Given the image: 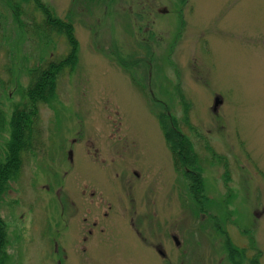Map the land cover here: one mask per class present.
I'll use <instances>...</instances> for the list:
<instances>
[{
  "label": "rangeland",
  "instance_id": "rangeland-1",
  "mask_svg": "<svg viewBox=\"0 0 264 264\" xmlns=\"http://www.w3.org/2000/svg\"><path fill=\"white\" fill-rule=\"evenodd\" d=\"M41 1L70 19L77 63L58 77L54 99L37 107L36 146L0 202L4 264H83V253L99 264H164L141 246L142 238L147 246L164 238L154 226L144 232L141 215L147 208H162L166 218L174 213L167 229L181 226L186 214L170 194L174 175L159 114L196 143L200 157L220 160L205 167L210 204L197 206L192 220L197 250L169 264H230L227 238L245 249L241 264L252 257L264 264V0ZM21 9L19 28L0 0L7 115L25 102L16 89L26 87V70L67 52L60 37L45 43L30 5ZM215 96L222 103L213 113ZM84 188L95 191L86 223L97 221L86 243ZM150 189L156 197H145ZM179 204L186 206L184 198ZM212 227L223 229L225 241Z\"/></svg>",
  "mask_w": 264,
  "mask_h": 264
},
{
  "label": "trees",
  "instance_id": "trees-1",
  "mask_svg": "<svg viewBox=\"0 0 264 264\" xmlns=\"http://www.w3.org/2000/svg\"><path fill=\"white\" fill-rule=\"evenodd\" d=\"M101 1H105L104 4L106 5L112 0ZM3 2L11 13L13 23L19 28L21 27L20 16L23 13L21 6L30 5L32 10L40 16L37 29L45 43H48L46 41L49 40L51 35L60 37L66 45L67 52L59 60L47 61L26 70L28 78L26 87L22 92L19 88L16 89L25 97V102L13 106L8 115L3 111L0 101V133L3 132L0 137V202L7 192L9 184L15 180L16 175L19 173L23 157L32 152L36 146L37 107L54 99L58 77L64 70L71 72L76 66L78 47L70 19L56 17L41 0H3ZM0 87L2 86L0 85ZM157 119L163 142L176 166L178 164L184 166L182 158L193 160V164L185 166L190 168L191 172L196 171L194 172L196 177L185 176L190 184L191 199L196 200L199 210L202 211L201 208L209 205L210 201L204 194L200 169L199 167L198 170L194 169L197 160L192 150V144L178 131L173 120L166 121L163 114H159ZM227 194L231 195L229 192ZM4 229L5 225L0 218V252L3 256L6 244ZM226 243L224 251L227 261L230 264H241L244 260L243 252L229 242ZM249 264H256V259H251Z\"/></svg>",
  "mask_w": 264,
  "mask_h": 264
},
{
  "label": "flooded vegetation",
  "instance_id": "flooded-vegetation-1",
  "mask_svg": "<svg viewBox=\"0 0 264 264\" xmlns=\"http://www.w3.org/2000/svg\"><path fill=\"white\" fill-rule=\"evenodd\" d=\"M148 86H149V83H147V87ZM149 95L152 97V95L150 93H149ZM191 144H192V150H193L194 154L196 155V160H197L194 169L198 170V167L200 169V176L203 179V187H204V193H205V186H204L205 167L215 168L214 166H219L218 162H220V160L217 159L214 162V158H212V157L211 158L200 157L198 155L200 150H199V148L196 147V143L191 142ZM204 148L206 149L207 147H204ZM168 153H169V151H168ZM210 154L213 155L212 151L210 152ZM169 155H170V153H169ZM182 161L184 163V166H180L179 164H178V166H176L175 162L173 161V159L170 155V166L168 169L169 173H171V174L173 173V175H174L173 190L170 191V194L173 193L174 199L178 203L177 206H174L175 210L176 211H177V209L183 210V213L186 214L185 217L183 218L184 221L182 222L181 226L168 227L166 229L165 228L166 223H168L169 221L172 220L171 217L174 215V213L172 212L173 215L168 216L166 218L165 213L162 211V208H160V211L158 214L152 210L149 211V208H147V211H145L141 215L143 222L147 223V227L145 224L142 223V225H145L144 232H146V231L148 232L150 226H154V227H156L157 230L159 229L160 232L162 231V236H164V238H162V239H159L160 237L156 238V240L154 242H152L151 244H148V246L145 244L146 238H142L141 240L139 239L140 241H142L141 246L152 251L158 257L159 260L164 261V262L166 261L164 264H169V262L174 258L177 259V261L179 260V261L183 262L188 257L192 258L193 253L196 252V250H197V240H196L197 228L195 227V224L193 223L192 220H193V218L196 219V217H197V211L198 210L196 209V207L198 206V204H197L196 200L191 199L192 196L190 193L191 192L190 184H189L188 179L186 178V176L195 178L196 174L194 172H196V171L191 172L190 168L185 166V165L193 164V160L191 158H189V159L182 158ZM222 161H224V163H226L225 160H222ZM224 165H226V164H224ZM216 169H217V167H216ZM126 171H129V173L132 177H135L137 179L140 177L138 171L135 168H128ZM129 188H131V187H129ZM84 189L88 192V195L82 194V197L80 200V204L82 205V208L84 207L83 209L85 211V213L81 217L82 223H83L82 235H81L82 243L87 242L88 237L92 236L93 229L96 228V225H97L96 218H93L92 220H90L89 224L86 223L87 214H90V211L92 209V208L89 209L88 205L86 207V200H88L89 204H91L90 201H91V198L94 196L95 191L87 190L86 188H84ZM146 192L148 195H146L145 197H148V198L149 197H151V198L156 197L153 189L147 190ZM181 192H183V194H180ZM182 198H184V203L186 204V206H182L179 204L180 201L182 202ZM187 203H189V205ZM107 209H109V207H107ZM94 212L95 211H93V214H94ZM102 216L104 218H106L108 216L107 212L105 211L104 213H102ZM200 218H201V216H200ZM188 219H189V223H188ZM127 220L129 222L130 227L134 226V224H133L134 222H133L132 217L129 216ZM136 225H140V223L138 224V222H137ZM84 226H86V227L88 226V227L85 228ZM212 229L215 232H218L221 236H223L224 241H225L226 237H225V232L223 231V229L217 230L214 227H212ZM163 231H164V234H163ZM136 232H137V230H136ZM95 238L96 237H94L91 240V242L94 241ZM226 240L232 246L241 250L244 254V252H245L244 248L234 245L233 243H231L229 241L228 238ZM226 244L227 243L224 242L223 250H224V247L226 246ZM85 249H86V247L82 245L81 252H84ZM94 253H95V251H94ZM81 256H82L81 258H82L83 264H99L98 259H96L97 255H95V254L93 255L94 256L93 261L88 260L86 258L87 255L84 253ZM88 256H90V254ZM3 257L4 256L0 252V264H4V260H2ZM245 258H246V256L244 257V259ZM253 258L254 257H252V259ZM55 260H57L56 264L62 263L60 259H55ZM256 263H257V260H256Z\"/></svg>",
  "mask_w": 264,
  "mask_h": 264
},
{
  "label": "water",
  "instance_id": "water-1",
  "mask_svg": "<svg viewBox=\"0 0 264 264\" xmlns=\"http://www.w3.org/2000/svg\"><path fill=\"white\" fill-rule=\"evenodd\" d=\"M164 12V10H163ZM222 103V100L220 99V97L218 96H215L212 100V107H211V110L213 113H216L218 107L221 105Z\"/></svg>",
  "mask_w": 264,
  "mask_h": 264
}]
</instances>
